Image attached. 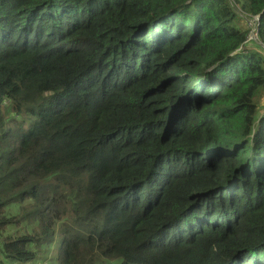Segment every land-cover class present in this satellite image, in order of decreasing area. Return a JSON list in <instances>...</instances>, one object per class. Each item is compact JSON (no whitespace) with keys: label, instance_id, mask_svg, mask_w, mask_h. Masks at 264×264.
<instances>
[{"label":"trees","instance_id":"obj_1","mask_svg":"<svg viewBox=\"0 0 264 264\" xmlns=\"http://www.w3.org/2000/svg\"><path fill=\"white\" fill-rule=\"evenodd\" d=\"M262 99L264 0H0L3 255L264 264Z\"/></svg>","mask_w":264,"mask_h":264},{"label":"rangeland","instance_id":"obj_2","mask_svg":"<svg viewBox=\"0 0 264 264\" xmlns=\"http://www.w3.org/2000/svg\"><path fill=\"white\" fill-rule=\"evenodd\" d=\"M235 14L238 15L240 18H242V21L240 23V26H245L247 27L248 29H250L252 32H253V28L250 24V22L252 21L250 17H246L244 16L241 11L238 9V7L235 6ZM252 36V33H250V37ZM250 41H256V40H250ZM259 106H260V109L262 112H264V99L262 100H259ZM19 211V207L17 205H13V206H10L7 208V213L8 215H15L17 214ZM69 219V218H68ZM68 226H73L71 220L69 219V223H68ZM26 231H30L29 229H27L24 225L21 227V228H18V227H11L9 228L8 232H7V235H11V236H19V235H22L24 234ZM60 241H61V235L60 233H58V236L56 238V242H55V245H54V254H53V258H52V254L48 257V260L46 262H43L42 260H38L37 263L35 264H57L56 262V256H57V253H58V249H59V245H60ZM44 255L40 254V258H43ZM0 264H20V263H17L11 259H7L3 253H2V245L0 244ZM29 264H33L32 263H29Z\"/></svg>","mask_w":264,"mask_h":264},{"label":"built area","instance_id":"obj_3","mask_svg":"<svg viewBox=\"0 0 264 264\" xmlns=\"http://www.w3.org/2000/svg\"><path fill=\"white\" fill-rule=\"evenodd\" d=\"M252 21L250 22L252 28H253V32L251 31L252 33V36L249 37V41L250 40H258V26H259V23H260V17H255L253 19H251ZM251 42V41H250Z\"/></svg>","mask_w":264,"mask_h":264}]
</instances>
